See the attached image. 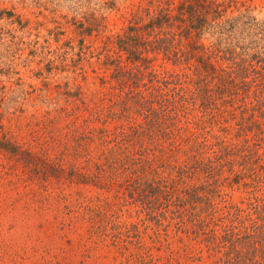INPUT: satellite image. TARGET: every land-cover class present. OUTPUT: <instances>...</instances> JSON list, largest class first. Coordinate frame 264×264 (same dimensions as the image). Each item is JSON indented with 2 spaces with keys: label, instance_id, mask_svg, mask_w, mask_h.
<instances>
[{
  "label": "rangeland",
  "instance_id": "obj_1",
  "mask_svg": "<svg viewBox=\"0 0 264 264\" xmlns=\"http://www.w3.org/2000/svg\"><path fill=\"white\" fill-rule=\"evenodd\" d=\"M149 1L0 0V139L15 146L0 149V264L218 262L193 231L167 227V220L160 226L131 198L134 176L122 164L137 149L129 143L120 148L113 133L141 118L107 113L106 104L117 93L110 73L94 72L95 58L76 70L73 66L80 21L96 17L105 34L119 33L131 9ZM250 5L252 15L264 21V0ZM244 11L231 10L227 17ZM240 35L234 34V50L248 59L243 54L255 52L241 49L247 42L240 43ZM215 38L205 35L203 41L212 44ZM99 41L86 39L87 44ZM154 66L161 72L184 68L163 57ZM67 84L83 86L93 101L89 109L68 101ZM196 120L190 116L173 144L159 143L157 158L148 159V176L167 174L165 167L176 157L186 159L187 138L204 133ZM162 163L166 166L159 168ZM228 192L226 205L248 203L246 193Z\"/></svg>",
  "mask_w": 264,
  "mask_h": 264
},
{
  "label": "trees",
  "instance_id": "obj_2",
  "mask_svg": "<svg viewBox=\"0 0 264 264\" xmlns=\"http://www.w3.org/2000/svg\"><path fill=\"white\" fill-rule=\"evenodd\" d=\"M252 1L140 2L122 31L108 35L105 25L90 17L80 21L78 59L72 60L76 70L95 58L94 72L110 73L117 95L106 104L108 114L141 118L113 133L120 148L129 143L137 149L122 164L134 176L131 198L160 226L167 220V227L201 237L219 256L216 264H264V21L252 15ZM241 8L245 11L239 16L227 17ZM240 31L239 42H247L241 49L255 52L243 54L248 59L234 50V34ZM205 35L216 38L205 44ZM93 37L100 41L87 44ZM63 54L67 59L68 52ZM160 57L183 70H157ZM66 86L68 101L79 109L91 107L82 85ZM191 115L204 133L187 138L189 155L167 167L160 164L168 170L164 176H148L147 162L160 150L159 143L171 145L180 138ZM13 148L10 140L0 139V149ZM234 189L247 194L245 206L226 205Z\"/></svg>",
  "mask_w": 264,
  "mask_h": 264
}]
</instances>
